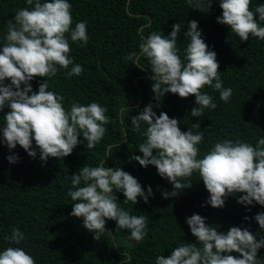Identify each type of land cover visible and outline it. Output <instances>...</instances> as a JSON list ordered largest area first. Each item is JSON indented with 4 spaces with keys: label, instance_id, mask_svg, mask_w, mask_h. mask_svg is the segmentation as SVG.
<instances>
[{
    "label": "trees",
    "instance_id": "obj_1",
    "mask_svg": "<svg viewBox=\"0 0 264 264\" xmlns=\"http://www.w3.org/2000/svg\"><path fill=\"white\" fill-rule=\"evenodd\" d=\"M68 2L72 6V27L77 22H87L88 42L82 46L66 34L73 65L61 69L54 77H35L30 82L32 89L37 91L39 84L47 79L48 90L64 96L66 109L70 110L72 102L81 105L97 102L107 109L110 122L105 125L107 131L103 139L94 148L87 149V141L81 135L78 137L81 142L70 155L62 159L49 158L46 162L40 160L34 141L35 158L28 156L19 145L9 149L0 137V252L8 247H20L36 264H122V261L155 264L157 256L168 257L175 247L196 243L185 223L193 214L205 217V223L219 232L226 233L235 226L247 228L257 239H264V230L254 219L256 214L264 213V206L255 202L248 206L237 203L243 194L236 193L225 198L222 208L211 207L206 203L209 193L198 172L190 177V188L178 190L176 196L165 199L162 192H171L173 185L159 176L154 166L141 167L129 159L131 155L142 156L138 149L145 140L142 133L147 127L142 123L140 131H134L131 118L149 103L156 105L157 101L153 99L152 73L147 58L141 57L138 67L134 60L125 59L139 52L142 38L151 32L168 35L171 26L180 23L177 47L183 60L188 22H198V30L209 50L216 53L223 87L232 89L230 100L222 101L219 91L205 86L202 92L211 95L217 107L204 109L202 116L190 115L196 106L195 97L191 95L180 98L168 93L153 111L157 116L163 111L170 118H176L181 131L203 132V141L198 145V158H203L215 143L223 140H239L255 146L264 138V40L250 36L248 41L242 42L227 25L218 24L216 18L222 15L220 0H213L207 13L194 9V4L188 0ZM261 4L264 0H251L250 9L255 11ZM25 7L31 9L32 6L26 0H0V46L7 35L8 21ZM260 23L264 26V22ZM76 64L82 66V73L67 76ZM125 107L130 111L121 117V109ZM8 111L7 105L0 110V126ZM193 123H199L200 128H192ZM110 147L111 155L106 156ZM10 155L18 156V161L10 163L7 159ZM104 159L105 167H118L129 173L145 192L149 186L152 188L147 203L138 197L134 205L131 201L124 202L122 191L114 190L122 209L148 219L146 235L139 242L131 240L130 230L117 228L113 220H106L105 224L110 234L104 233L99 241L94 240V233L82 226L83 219L70 215L72 204L78 202L68 195L70 189L74 190L71 176L85 165L99 166ZM13 229H19L25 236L20 244L5 239L11 236ZM231 254L239 257V253ZM257 259L264 262V247L258 250Z\"/></svg>",
    "mask_w": 264,
    "mask_h": 264
},
{
    "label": "clouds",
    "instance_id": "obj_2",
    "mask_svg": "<svg viewBox=\"0 0 264 264\" xmlns=\"http://www.w3.org/2000/svg\"><path fill=\"white\" fill-rule=\"evenodd\" d=\"M188 2L194 4V9L207 13L213 0ZM26 3L31 9H19L8 21L7 35L0 46V110L6 105L9 108L0 126V137L9 149L19 145L33 158L37 155L34 141L40 160L46 162L49 158L62 159L70 155L81 142L78 139L81 135L87 141V149L94 148L103 139L110 118L106 115L107 109L97 102L87 105L72 102L70 110L66 109L64 96L49 91L47 79L33 91L30 82L35 77H54L61 69L73 65L66 34L82 46L87 44L88 34L86 21L72 27V6L68 0H26ZM250 3L251 0H220L219 3L222 15L216 22L227 25L242 42L248 41L250 36L264 40V26L260 23L264 22V4L252 11ZM180 32V23L173 24L168 35L153 31L142 38L138 53L125 57L134 60L137 67L141 57L147 58L152 73L153 99L157 101L156 105L149 103L131 118L134 131H140L142 123L147 127L142 133L145 140L138 149L142 156L131 155L129 159L141 167L154 166L158 175L173 185L171 192H162L165 199L176 196L178 190L190 188V177L198 172L209 193L206 203L211 207L222 208L225 198L236 193L243 194L237 203L248 206L255 202L264 206V138L255 146L239 140H223L215 143L203 158H198L203 132L181 131L176 118H170L163 111L157 116L153 111L168 93L180 98L194 96L196 106L190 111L192 117L202 116L206 108L217 107L213 97L202 92L205 86L219 91V98L224 102L232 96V89L223 87L216 53L209 50L198 30V22H188L183 60L177 47ZM82 71V66L76 64L67 76H79ZM5 80L10 83L5 84ZM128 111L130 109L122 108L121 117ZM192 128H200V124L193 123ZM110 155L111 147L106 153ZM7 159L15 163L19 158L10 155ZM105 164L104 159L96 167L85 165L71 176L74 190L70 189L68 195L78 202L72 204L70 215L83 219L82 226L94 233V240L99 241L102 234L108 233L106 220H113L117 228L130 230L131 240L139 242L146 235L148 219L122 209L114 190L122 191L124 202L131 201L134 205L138 197L147 203L152 188L149 186L145 192L132 175L118 167H105ZM254 219L264 230V213L256 214ZM205 220L198 214L187 217L185 223L196 243L177 246L168 257L157 256L155 264H264L257 259L264 239H257L247 228L235 226L226 233L219 232ZM5 239L20 244L25 236L19 229H13L11 236ZM234 252L239 253V257L231 254ZM123 255L128 256V253ZM0 264H36V261L23 248L8 247L0 252ZM122 264L127 262L122 261Z\"/></svg>",
    "mask_w": 264,
    "mask_h": 264
}]
</instances>
